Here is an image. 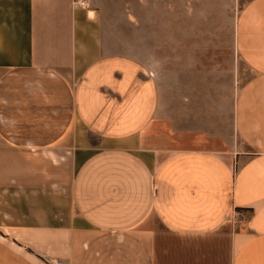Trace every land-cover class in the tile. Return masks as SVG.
I'll use <instances>...</instances> for the list:
<instances>
[{
    "label": "crops",
    "instance_id": "1",
    "mask_svg": "<svg viewBox=\"0 0 264 264\" xmlns=\"http://www.w3.org/2000/svg\"><path fill=\"white\" fill-rule=\"evenodd\" d=\"M235 44L237 146L164 145L158 75L100 9L0 0V264H264V0Z\"/></svg>",
    "mask_w": 264,
    "mask_h": 264
},
{
    "label": "rangeland",
    "instance_id": "2",
    "mask_svg": "<svg viewBox=\"0 0 264 264\" xmlns=\"http://www.w3.org/2000/svg\"><path fill=\"white\" fill-rule=\"evenodd\" d=\"M248 1L88 0L100 9L114 48L136 55L158 75L161 134L170 138L157 142L237 146L233 108L247 75L240 70L235 33ZM176 123L195 133L172 138Z\"/></svg>",
    "mask_w": 264,
    "mask_h": 264
},
{
    "label": "built area",
    "instance_id": "3",
    "mask_svg": "<svg viewBox=\"0 0 264 264\" xmlns=\"http://www.w3.org/2000/svg\"><path fill=\"white\" fill-rule=\"evenodd\" d=\"M73 3H74V6L76 7H84L87 5L88 3V0H73ZM52 264H65L64 262L62 261H53Z\"/></svg>",
    "mask_w": 264,
    "mask_h": 264
}]
</instances>
